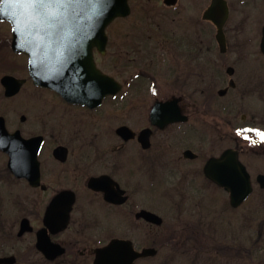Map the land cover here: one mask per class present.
<instances>
[{
	"label": "flooded vegetation",
	"instance_id": "1",
	"mask_svg": "<svg viewBox=\"0 0 264 264\" xmlns=\"http://www.w3.org/2000/svg\"><path fill=\"white\" fill-rule=\"evenodd\" d=\"M179 4L180 2L175 7L165 6L169 8V11H173ZM194 5L197 8L200 6L197 2ZM188 10L189 8H187ZM202 21L208 22L203 18ZM189 24L191 27L194 25L198 28L200 23L196 19H192ZM3 25L6 32H2ZM0 28V57L3 59L0 63V71L4 72L0 77V189H3L7 183L19 182L35 192L28 203L23 202L22 206L20 205L19 211L23 214L20 217L17 215L14 227L18 228V240L26 241L29 244L28 248L27 245H22L20 250L25 251L28 255L39 256L43 264H95L96 251L117 239L132 243L134 250L138 253L147 249L156 251L153 256L137 258L134 264H167V260L159 256L162 255L167 245L173 243L174 239H168L166 226H164L166 221L156 211L147 208L135 211V208L140 207V204L134 202L131 180H136L142 187L149 183L151 185L164 184L175 174L176 167L183 168L195 164L199 168L196 169L199 174L193 176L200 175V173L205 175L204 167L207 162L214 157L221 156L225 150L230 148L238 152L240 161L248 170L250 163L247 161V157H251L249 155L252 154L255 159L264 161L262 36L259 40L258 50L249 52L239 50L238 52L230 49L226 35L228 51L226 53L219 51V56H216L217 51L214 49V33H210L207 29L201 30L202 35L193 33L194 37H189L186 34V37L184 35L180 41L173 40L169 50L172 51L173 47L181 56L192 57L193 79L196 81V85L193 86L191 102L184 95L172 96L164 101L179 97L181 99L179 108L187 120L165 126L156 125L152 122L151 107L147 114V125L140 131H135L126 124L120 125L115 131L116 134L121 128H130L136 137L125 140L124 137L117 134L122 144L112 151L110 149L102 151L100 147L96 149L91 146L90 148L97 150L96 154L99 156L91 154L90 162L99 165V172L102 173L88 177L83 186L84 190L81 192L84 169L80 166L86 164L84 161H87V158L81 149L76 154L77 156H74L75 151L72 156V149L66 145L70 136V121L78 120L77 123L81 122L85 127L89 124L87 119L92 120L90 118L92 116L97 117V121L102 120L103 108L108 102H116L118 98L117 96L107 97L102 106L91 109L87 106L67 102L51 88L34 85L30 81L29 75L27 77L17 76L19 72H22L21 60L24 55L17 54L12 49L11 25L8 22H0ZM134 29H138L140 32L131 38V44L136 39L140 40L144 32L141 30L143 28L134 27ZM133 46L139 49L142 44L137 41ZM138 49L136 52L139 51ZM94 55L98 67L102 69L99 51L95 50ZM246 57L254 58L258 64L256 69L258 80L254 85H245L241 81ZM223 65L226 73L220 71V66ZM128 67L131 68L129 65ZM230 68L233 70L230 71ZM102 70L104 71V69ZM7 75L25 79L27 82L25 85H2V78ZM145 76L147 74L138 72L131 81V88L142 92V85L146 82ZM200 84L205 86L204 90L200 91L198 87ZM134 85L136 86L134 87ZM232 94L235 99L241 102L239 110L231 99L228 102L222 101L225 97H232ZM129 109L131 111H128ZM132 111V108H127V117H134ZM72 113L74 119L70 118ZM117 113L116 110L115 115ZM238 114H241L239 123L236 120ZM115 115L112 114L113 117H116ZM216 121L223 123L224 134L221 140L233 142V146L227 147L218 155L210 153V146L215 141ZM144 131H147L148 147H144L140 141V136ZM230 134L238 135L240 140L233 139ZM11 135L24 140L41 138L42 146L37 154L39 178L35 173L31 175L32 172H28L32 156L26 152L19 153L17 150L19 160L21 163L25 162L21 166L25 167L26 178L16 177L10 170V155L3 150L1 142L5 143L4 138ZM58 138H66V142L60 141ZM10 140V148H15L11 146ZM129 143H136L141 148L129 146ZM59 148L62 150L56 154L55 152ZM188 150L195 154L193 159L185 156ZM72 162L73 169L71 168ZM200 163H202L201 167H199ZM131 166L143 169L147 182L140 178L132 179L136 174L131 171ZM141 173L138 174L139 177H141ZM124 174L127 182L124 180ZM189 174H191L189 171L184 172L185 179H192L191 175L188 176ZM30 175V180H28ZM259 176H264V173L259 172L255 179L256 183L261 185L258 182ZM92 177H107L111 180L106 179L102 187L113 195L116 202L106 200L103 190L94 191L89 188L88 183ZM72 179L74 180L73 184ZM112 183L114 191L109 188ZM32 184L36 186H32ZM69 191L76 194L71 211H69L70 197L63 196L65 192ZM123 200L125 202H121ZM160 201H165V199L159 200V203H161ZM141 205H144L143 202ZM160 205L163 211V204ZM146 207H149V204ZM48 210L50 211L49 216H47ZM143 211L160 216L162 224L159 225L142 216L141 212ZM8 212L5 217L8 216ZM65 223H67L66 228H64ZM44 229H47L50 241L64 250L53 260L48 259L45 253L37 247L38 233ZM22 231L26 233L22 235ZM6 237L8 235L2 236L6 243L4 244L5 250ZM18 254L19 252H6V255L0 257H15V264H17Z\"/></svg>",
	"mask_w": 264,
	"mask_h": 264
},
{
	"label": "rangeland",
	"instance_id": "2",
	"mask_svg": "<svg viewBox=\"0 0 264 264\" xmlns=\"http://www.w3.org/2000/svg\"><path fill=\"white\" fill-rule=\"evenodd\" d=\"M228 1L231 6V17L226 26V33L230 49L238 52L258 50L264 26V0ZM196 2L199 3V8L194 5ZM210 2L211 0H181L176 9L169 11V6L166 8L164 0H131L132 15L118 19L110 26L108 29L110 41L106 53L100 55V63L107 74L114 76L124 85V90L117 96L116 102H108L103 108L102 120L97 121V117L92 116L90 117L92 120L87 119L89 124L85 127L81 122L77 123L78 120L70 121V136L66 145L72 149V156L74 151L76 152L74 156H77L81 149L87 158V161H84L86 164L80 166L84 169L81 192L88 177L102 173L99 172V165L90 162V155H98L97 147L102 151L108 149L112 151L122 144L115 132L120 125L126 124L135 131H140L147 125V114L156 99L165 100L172 96L184 95L191 102L193 86L196 85L193 79L192 57H183L173 47L172 51L169 48L173 40L180 41L186 34L189 37H194V34L202 35V29L216 35V28L202 21V14ZM192 19L199 21L198 28L190 26L189 21ZM134 27L143 28L141 30L144 32L140 40L136 39L131 44V38L140 32ZM1 28L2 32L5 31L4 25ZM190 28L192 30H189ZM137 41L142 44L139 49L133 46ZM214 49L217 51L216 56H219L217 43ZM2 60L0 57V63ZM21 61L23 69L17 76L27 77L26 58L22 57ZM257 66L254 58H245L241 79L245 85H254L258 80ZM220 69L226 73L224 65L220 66ZM138 72L147 74L142 92L131 88V81ZM3 74L4 72L0 71V77ZM198 87L200 91L205 89L201 84ZM232 97H225L222 101L228 102L231 99L239 110L241 102ZM127 108L133 109L134 117H127ZM70 118L74 119L73 113ZM236 120L238 123L241 121V114L237 115ZM222 124L215 122V141L210 146V153L215 155L233 146L232 141L221 140L224 134ZM234 138L240 140L238 135L233 136ZM58 139L66 142V138ZM91 146L96 149L90 148ZM129 146L139 145L131 143ZM249 156L251 157H247V161L250 163L249 170L253 176L255 192L237 209L231 207L229 195L207 180L203 173L193 176L199 174L196 164L183 168L176 167L175 174L164 184L149 183L142 187L136 180H131L134 202L140 204L135 211L144 208L156 211L166 221L164 226L168 239H174L159 256L167 260V264H264V189L255 181L259 172L264 173V161L255 159L252 154ZM201 165L202 163L199 167ZM71 168H74L73 162ZM131 171L136 174L132 179L140 178L147 182L143 169L131 166ZM185 171L191 173L188 176L191 175L192 179H185ZM139 173L141 177L138 176ZM123 177L126 181L125 174ZM73 181L72 179V184ZM34 194L33 190L19 182L7 183L0 189V256L6 255V252H19L17 264H43L39 256L28 255L20 250L22 245H27L28 248L29 244L18 240V228L14 227L17 215L20 217L23 214L19 211L20 205L22 206L23 202L28 203ZM163 199L165 201L159 203V200ZM148 204L149 207H146ZM160 204H163V211ZM6 212L8 216L5 217ZM6 235L8 237L5 250V237L2 236Z\"/></svg>",
	"mask_w": 264,
	"mask_h": 264
},
{
	"label": "water",
	"instance_id": "3",
	"mask_svg": "<svg viewBox=\"0 0 264 264\" xmlns=\"http://www.w3.org/2000/svg\"><path fill=\"white\" fill-rule=\"evenodd\" d=\"M128 1L77 0L72 6L70 17L65 16L61 23L53 25L35 13L33 0H1L0 19L12 23L13 48L16 52L29 56V70L36 85L53 88L70 102L95 107L100 105L106 96L121 90V86L113 78L104 75L96 68L92 51L94 47H98L102 52L105 51L106 29L116 18L127 17L130 14ZM165 1L170 6L178 2V0ZM229 13L226 0H213L204 15L206 20L212 21L217 27L216 38L222 52L227 50L224 28L229 19ZM262 50L264 53V37ZM3 82L6 85H22L25 81H18L16 84V80L8 77ZM170 103L155 105L152 113L154 123L168 107L172 106ZM128 131L127 128H122L118 133L128 140L133 136ZM39 144L37 140L23 142V150L32 156L28 172L35 173L38 178L39 163L36 154ZM1 145L12 156L11 169L16 175L24 176L25 170L20 166L17 149L10 148L2 142ZM61 150L60 148L58 151ZM206 171L209 178L230 193L233 208L240 207L253 192L251 177L246 167L239 162L237 153L232 150L227 151L221 159L212 160ZM261 178L264 188V178ZM106 179L110 180L107 177L93 178L89 186L95 190L105 191L102 186ZM109 188L114 191L113 183L109 185ZM105 192L107 200L116 202L110 192ZM63 196L70 197L71 210L75 194L66 192ZM141 215L151 221L162 222L160 217L153 213L144 211ZM66 226L67 223L64 224V228ZM39 241L41 243L38 246L42 251L47 253L49 247L52 248V243L45 233L40 234ZM96 253L95 264H134L138 257L155 255L156 251L148 249L143 253H136L131 243L115 240L109 246L98 249ZM14 260L12 257L0 258V264H13Z\"/></svg>",
	"mask_w": 264,
	"mask_h": 264
},
{
	"label": "snow or ice",
	"instance_id": "4",
	"mask_svg": "<svg viewBox=\"0 0 264 264\" xmlns=\"http://www.w3.org/2000/svg\"><path fill=\"white\" fill-rule=\"evenodd\" d=\"M36 14L45 18L49 23H61L65 16L71 15L72 6L77 0H33Z\"/></svg>",
	"mask_w": 264,
	"mask_h": 264
}]
</instances>
